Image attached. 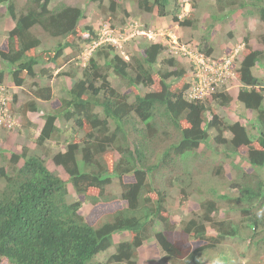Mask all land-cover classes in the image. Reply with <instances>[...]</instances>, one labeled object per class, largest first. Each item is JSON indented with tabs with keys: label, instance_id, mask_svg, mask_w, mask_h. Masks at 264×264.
<instances>
[{
	"label": "trees",
	"instance_id": "trees-1",
	"mask_svg": "<svg viewBox=\"0 0 264 264\" xmlns=\"http://www.w3.org/2000/svg\"><path fill=\"white\" fill-rule=\"evenodd\" d=\"M18 1L0 0L14 22L7 33L6 49H0V62L9 66L7 74L14 87H22L28 79L44 78V73L49 77L52 69L68 77L71 73L64 68L69 54L84 47H93V53L81 69V76L66 91L67 99H62L57 113L44 117L35 140L37 147L45 148L44 144L61 132L55 125L58 117L72 124L65 149L51 157L67 180L51 172L42 158L28 155L26 149L3 157L0 264L3 260L6 264H95V258L113 246L108 264H136L138 249L150 238L164 264H202L197 261L200 252L226 238L240 236V226L214 220L219 207L215 199H205L199 203L200 213L181 221L178 227L165 201L171 189L182 198L190 196L192 188L186 180L190 175L182 172V165L187 155L198 153L208 143V137L212 140L213 159L236 156L253 169L240 171V177L227 187L229 192L218 196L230 203V211L244 202L252 207V213L241 211L240 224L244 222L251 231V243L263 245V253L264 179L259 171L264 170V77L261 80L256 72L264 73V51L249 50L237 69L232 64L241 85L234 100L220 92L212 96L210 103L188 102L184 98L188 88L185 67L173 58L160 61L162 45L146 43L123 59L111 45L95 46L100 35L92 26L81 27V9L64 3L51 6L52 0H24L18 7ZM108 1L112 14L119 3L128 1L138 13H155L160 18L169 15L172 3V22L180 28H195L191 11L178 19L181 8L177 0ZM215 6L217 12L247 9V15L264 27V0H215ZM241 17L246 15L241 12ZM210 18L218 20L213 14ZM38 31L54 40L55 45L46 47ZM208 42V37H203L199 44V51L206 56L213 51ZM157 63L161 67L156 68ZM38 67L42 70L36 74ZM5 74L0 70V84ZM111 76L115 77L114 86ZM132 88L140 90L133 92ZM35 96L48 101L51 88H40ZM232 102L253 113L259 126L256 138L241 122H224L210 106L213 103L225 109ZM34 112V103L21 108L23 115ZM157 118L161 125L155 123ZM213 161V167L219 164ZM216 168L223 173L221 165ZM114 179L119 184V198L110 187ZM68 185L77 198L74 202L68 200ZM118 201L124 205L102 212L98 209L87 217L80 211L84 204L94 209ZM257 233L259 238L253 240ZM121 234L127 239L115 244L114 237ZM190 239L204 244L191 249ZM226 253L222 262L230 259Z\"/></svg>",
	"mask_w": 264,
	"mask_h": 264
},
{
	"label": "rangeland",
	"instance_id": "rangeland-1",
	"mask_svg": "<svg viewBox=\"0 0 264 264\" xmlns=\"http://www.w3.org/2000/svg\"><path fill=\"white\" fill-rule=\"evenodd\" d=\"M24 0H19L18 7L23 5ZM108 0L95 1V0H52L53 5L58 3H64L69 6L77 7L82 10L83 18L80 22L81 27L92 26L98 31L99 35L101 31L107 27L111 30V38L117 40L119 48L116 49L118 55L127 59L129 55L136 53L139 46H143L149 43L146 36L143 33L152 34L153 40L160 41L161 43H167V35L175 36V40L179 45H185L191 49H199L200 40L203 37H208L210 45L213 51L210 55L213 59H224L230 55V50L236 49L238 51V59L235 58L233 66L237 69L240 59L248 53L249 50H262L264 51V27L260 22L248 16L247 9L240 11L228 12V8H225L221 12L216 11L215 0H177L178 6L181 11L177 14L178 19H181L184 15L193 13L195 20V28H180L177 23L172 22L173 4L168 7L169 15L164 18L157 17L155 13L144 14L138 13L136 8L131 2L123 1L118 4V10L113 14L108 10ZM192 2L194 3L192 6ZM128 14L122 12L121 8ZM241 12L246 15L243 19ZM112 14V15H111ZM218 17L216 21H212L211 15ZM14 22L7 16L6 5L0 4V49H6V38L8 31L13 27ZM37 36L42 39L43 44L46 47L54 46L56 43L54 40L47 39L40 32H36ZM245 40L247 42H245ZM92 48L84 47L78 53L69 54V63L65 66L64 70L71 72L73 77L59 76V70L52 69V75L47 76L46 73L42 75L44 78L28 79L22 87H14L8 77L9 66L0 62V70L4 71L5 78L2 84H0V102L8 103L10 106L9 112H2L1 114L8 113L9 119L5 117L0 123V166L4 165L3 157H7L12 153H20L22 149L27 150L28 155H35L43 159L46 167L62 178L67 180V175L62 171L60 167L54 166L51 162V157L58 151L65 149V142L71 134V123L63 122L62 116L58 117L55 125L59 127V132L49 142L44 144L45 148H40L35 145V140L39 130L43 124V119L46 115L56 114L61 106L62 99H67L66 91H68L73 85L74 77L79 75L78 73L83 66V56L92 55ZM69 53V50H67ZM78 59H72L77 58ZM167 59L163 53L160 55L159 60ZM74 63V64H73ZM160 63V62H159ZM157 63L156 68L161 67ZM179 65L185 67L187 75H189L188 63L184 60L178 62ZM42 70L41 67L36 68V74H39ZM256 74L263 80V72L257 70ZM52 77V80L50 78ZM64 77V78H63ZM187 77V76H186ZM59 78V79H58ZM115 77H110V82L114 86ZM157 81V77H153ZM189 81V78H187ZM190 82V81H189ZM230 84L223 87H218L219 91H223L226 87L232 100L235 99V94L238 88L241 87L238 80L229 81ZM51 85V86H50ZM49 86L51 88V96L48 101L39 100L36 98V92L38 89ZM133 92H138V88H132ZM264 89V84L262 85ZM264 93V92H263ZM15 97V100L13 99ZM26 103H34L36 105V112L27 113L23 115L21 108ZM214 108L215 113L223 119L224 122L233 123L239 121L248 129L252 138H256L259 132V126L253 120V113L245 110L241 105H236L232 102L227 108L222 109L215 106L213 103L210 105ZM262 108H264V100L262 102ZM4 117V116H3ZM162 124L160 118H157L155 123ZM113 125L110 124V130ZM80 133L77 139H80ZM209 141L199 149V152L187 155L182 165V172L189 174L186 176V180L191 184V194L187 198H182L178 195L176 189H171L168 197L165 201V206L171 212L172 221L177 226L179 223L187 218L199 214V203L205 199H215L217 207H219V214L213 218L216 221L230 222L232 225L240 226V236L226 238L220 241V243L214 247L207 248L202 251L200 262L202 264H264V252H261L262 246L251 243L250 236L251 231L244 226V222L240 224L242 218V210L248 209L252 213V207L248 203L244 202L239 205L235 204L237 209L230 211L231 205L228 201H223L218 195L229 192L227 188L236 178L240 177V171L250 172L253 169L250 165L246 164L243 159L232 156L231 158L221 157L213 159L210 147H213L211 137H208ZM243 155L244 149L239 152ZM219 161L216 166L213 167L214 161ZM80 169L82 171L81 162ZM223 167V173L221 169L217 171V166ZM260 175L264 179V170L259 171ZM240 179V178H239ZM111 190L114 192L117 198H119L120 188L117 180L111 182ZM219 197V198H218ZM77 199V198H76ZM75 195L68 185V200L70 202L76 201ZM113 203L115 205H105L92 209L89 204H84L81 208V213L84 216H90L92 212H96L99 209L100 212L107 211L111 208L120 207L124 205L123 202ZM109 206V207H108ZM218 210V211H219ZM260 211H256L257 215ZM247 226V225H246ZM179 227V226H178ZM207 227V225H206ZM179 229V228H177ZM126 235V234H125ZM121 234L114 237V243H118L120 240H125L127 236ZM258 235L255 234L254 236ZM259 235L253 238L258 239ZM190 248L195 249L202 246L204 243L195 239H190ZM261 244V243H260ZM229 255V258L225 262H221L224 258V253ZM114 253V246L109 248L108 251L99 254L95 258V264H108L107 258ZM261 254V255H260ZM161 254L155 245L154 241L150 238L143 242L142 246L138 250V257L136 264H162L160 261ZM1 264H6L3 260Z\"/></svg>",
	"mask_w": 264,
	"mask_h": 264
},
{
	"label": "built area",
	"instance_id": "built-area-1",
	"mask_svg": "<svg viewBox=\"0 0 264 264\" xmlns=\"http://www.w3.org/2000/svg\"><path fill=\"white\" fill-rule=\"evenodd\" d=\"M100 35L106 42L118 46L117 40L111 38V30L107 27L101 31ZM144 35L148 40L153 39L152 34L145 33ZM174 38L175 36L167 35L168 42L166 44L156 40L154 42L163 46V53L167 58H173L177 62L184 60L185 63H188L190 82L184 93L187 101L196 102L211 98L219 92L218 87L227 86L229 81L234 78L232 63L235 56L233 54L228 58L216 60L196 48L191 49L188 46L179 45Z\"/></svg>",
	"mask_w": 264,
	"mask_h": 264
},
{
	"label": "clouds",
	"instance_id": "clouds-1",
	"mask_svg": "<svg viewBox=\"0 0 264 264\" xmlns=\"http://www.w3.org/2000/svg\"><path fill=\"white\" fill-rule=\"evenodd\" d=\"M109 29V28H108ZM110 30V29H109ZM145 34V33H144ZM147 38V37H146ZM147 40H148V38H147ZM151 40H148V42H150ZM151 43H157V42H154V40L151 42ZM158 44H160V43H158ZM96 45H111L115 50L117 49V48H119L120 46H115L114 44H112L111 42H106L103 38H102V36L100 35L99 36V40H98V42L95 44V46ZM161 45V44H160ZM199 50V49H198ZM93 53V47H92V50H91V53L90 54H92ZM237 53H238V51L236 50V49H232V50H230V55H234L235 57H234V61H233V63L235 62V58H239L238 56H237ZM162 54H163V52H162ZM229 55V56H230ZM90 56L91 55H89V57L88 56H83V59L81 58V60H82V64H81V66H83L81 69H83L84 67H86L87 65H88V60H89V58H90ZM77 58H79V56L77 57ZM128 59V58H127ZM168 59V58H167ZM241 60V59H240ZM67 63H69V61L67 62ZM232 63V64H233ZM67 65V64H66ZM234 68H235V66H234ZM81 71V70H80ZM79 71V72H80ZM71 73V72H70ZM233 73H234V71H233ZM79 75H77L76 77H74V80H73V84H74V82H75V80H76V78H79L80 76H81V74L80 73H78ZM70 77H73V75H70ZM188 78H189V75H188ZM231 80H237V78H236V76H235V74H234V78L233 79H231ZM230 80V81H231ZM189 81H190V79H189ZM189 81H187L188 82V84H189ZM229 84H230V82H229ZM228 84V85H229ZM51 86V85H50ZM72 87V86H71ZM227 91V89H226V87H225V89L223 90V91H219V92H217V93H220V92H226ZM216 94V93H215ZM214 94V95H215ZM213 95V96H214ZM185 98V97H184ZM212 98V97H211ZM211 98H208V99H205V100H202V102L203 101H206L207 103H210L211 102ZM40 100V99H39ZM186 100V99H185ZM187 101V100H186ZM189 102V101H188ZM2 112H9L10 113V111H9V108H8V103H4V102H0V118H1V121H0V123L2 122V120L5 118V117H7V119H9V116H7L8 115V113H5V114H1ZM50 115V114H49ZM51 115H53V114H51ZM4 116V117H3ZM47 116V115H46ZM124 203V202H123ZM127 239V238H126ZM152 239V238H151ZM153 240V239H152ZM120 242V241H119ZM145 242V241H144ZM203 246V245H202ZM207 249V248H206ZM139 250V249H138ZM158 250H159V248H158ZM203 250H205V249H203ZM202 250V251H203ZM202 251L200 252V256H199V258L197 259V261H199V263H200V258H201V256L202 255H204V254H202ZM159 252H160V250H159ZM160 254H161V252H160ZM162 255H161V258H160V261L162 262ZM221 262H222V260H221ZM162 264H164L163 262H162Z\"/></svg>",
	"mask_w": 264,
	"mask_h": 264
}]
</instances>
